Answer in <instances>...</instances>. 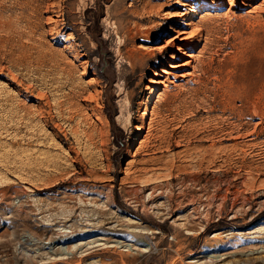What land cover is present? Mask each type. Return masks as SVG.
<instances>
[{"label": "rangeland", "instance_id": "obj_1", "mask_svg": "<svg viewBox=\"0 0 264 264\" xmlns=\"http://www.w3.org/2000/svg\"><path fill=\"white\" fill-rule=\"evenodd\" d=\"M178 1L0 0V264H264V8Z\"/></svg>", "mask_w": 264, "mask_h": 264}, {"label": "bare ground", "instance_id": "obj_2", "mask_svg": "<svg viewBox=\"0 0 264 264\" xmlns=\"http://www.w3.org/2000/svg\"><path fill=\"white\" fill-rule=\"evenodd\" d=\"M228 1H231V0H228ZM257 1H259V0H242V4L244 6L250 8V10L247 12L248 14L250 12L251 13H254V12L256 13V10H260L261 11L264 8V0L261 2L260 6H258L257 8L255 6L253 8L252 5L255 4ZM175 3L180 4L181 7H184V8L186 6H188V3L187 2H183V1L176 0ZM212 4H215V3L212 2L211 5ZM165 14H167L170 19H175V20L179 19V21H176L175 24L171 25V27H170V33H172V36H170V38L168 40H166V42H165L166 46L174 45L175 43H181V42L188 43L190 41V39L195 37V35H196L195 30L196 29L194 28V26L191 23H187V21L185 19H181V17H183V15H184L182 12H180V13L179 12L178 13L167 12ZM161 47L162 46H160V48ZM175 49H176V51H178V52H180L182 54H185L181 47L177 46V47H175ZM186 55L190 56V54H186ZM180 66H182V65H180ZM248 233H250V232H248ZM63 259H65V258H63Z\"/></svg>", "mask_w": 264, "mask_h": 264}]
</instances>
